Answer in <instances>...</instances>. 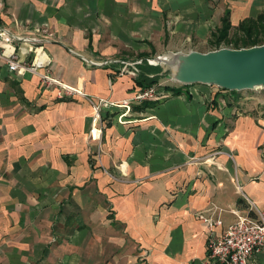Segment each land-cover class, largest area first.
Instances as JSON below:
<instances>
[{
    "label": "crops",
    "instance_id": "1",
    "mask_svg": "<svg viewBox=\"0 0 264 264\" xmlns=\"http://www.w3.org/2000/svg\"><path fill=\"white\" fill-rule=\"evenodd\" d=\"M262 10L264 0H0L20 61L114 103L154 77L162 93L131 103L125 123V108L104 105L99 136L85 98L0 59V264H215L198 216L222 233L231 210L248 212L241 190L264 209V114H241L239 93L174 83L151 60L211 50L226 12L231 34ZM36 29L46 42L32 52L23 37ZM248 263L264 264V250Z\"/></svg>",
    "mask_w": 264,
    "mask_h": 264
},
{
    "label": "built area",
    "instance_id": "2",
    "mask_svg": "<svg viewBox=\"0 0 264 264\" xmlns=\"http://www.w3.org/2000/svg\"><path fill=\"white\" fill-rule=\"evenodd\" d=\"M40 33L41 30L36 29L35 35L23 37V40L33 47L32 52L42 49L46 42V36H39ZM13 40L12 35L0 26V59L4 60L9 70L36 74L44 88L55 87L59 96L70 97L78 95L85 98L93 108L92 122L97 126L99 136L105 125L102 116L104 105L125 108L126 111L117 116L118 122L125 123L127 121L122 119L129 113L132 107L130 106L131 103L155 99L162 95L157 86L150 85L138 91L130 99H123L117 103L110 102L105 98L91 96L77 87H72L53 78L46 69L42 71L41 69L44 68V65L40 61H37V59H34V57L28 61H20L16 48L11 44ZM237 186L240 188L239 185ZM241 196L248 205V212L242 214L237 212V210H231L236 216V221L220 234H216L215 228L222 224L221 220L212 219L211 217L206 218L201 215L198 216L205 223L208 230L207 259L215 264H249L248 260L255 252L264 250V209L252 201L242 190Z\"/></svg>",
    "mask_w": 264,
    "mask_h": 264
},
{
    "label": "water",
    "instance_id": "3",
    "mask_svg": "<svg viewBox=\"0 0 264 264\" xmlns=\"http://www.w3.org/2000/svg\"><path fill=\"white\" fill-rule=\"evenodd\" d=\"M151 62L174 83L199 82L229 91L264 90V45L199 53L165 52Z\"/></svg>",
    "mask_w": 264,
    "mask_h": 264
},
{
    "label": "trees",
    "instance_id": "4",
    "mask_svg": "<svg viewBox=\"0 0 264 264\" xmlns=\"http://www.w3.org/2000/svg\"><path fill=\"white\" fill-rule=\"evenodd\" d=\"M230 21L228 12L224 15L222 19L221 26L218 29L217 33L212 35V38L215 40L214 46L218 48L221 42L223 43H231V39H229L230 33ZM236 30L242 34L241 39L234 41V45L236 48L238 47H248L254 45H260L264 42V10L256 18H247L240 22ZM240 45V46H239ZM158 80V77L150 78L148 81V85H153ZM225 90V89H222ZM235 93L234 91H232Z\"/></svg>",
    "mask_w": 264,
    "mask_h": 264
},
{
    "label": "rangeland",
    "instance_id": "5",
    "mask_svg": "<svg viewBox=\"0 0 264 264\" xmlns=\"http://www.w3.org/2000/svg\"><path fill=\"white\" fill-rule=\"evenodd\" d=\"M242 34L239 33L236 29L233 30V33H229V39H231V43H223L221 42L217 47L214 46V42L215 40L212 39L211 43V50L205 51V52H209V51H215V50H219L220 48H228V49H237L236 46L234 45V41L237 38V40L241 39ZM264 42L260 45H256V46H263ZM240 46V45H239ZM255 46V45H254ZM249 47L252 46H248V47H238V49L243 48V49H248ZM195 51V50H194ZM205 52H199V53H205ZM168 75V74H167ZM177 83V82H176ZM211 86L213 88H217L215 85H208ZM219 90H222V88H220ZM226 90V89H225ZM235 93H239V98L237 99L238 101H240L239 103H243V104H238V108H239V112L241 114H246V113H253L254 115L258 116L260 112H262L264 114V90H242V91H234ZM235 94L232 91L226 90L225 94ZM225 95H223L224 97ZM241 97V98H240ZM240 105V106H239Z\"/></svg>",
    "mask_w": 264,
    "mask_h": 264
}]
</instances>
